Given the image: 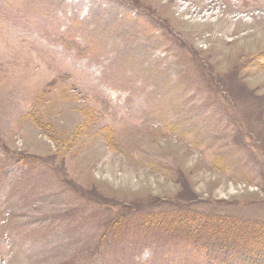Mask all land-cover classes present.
Returning <instances> with one entry per match:
<instances>
[{"label":"rangeland","instance_id":"1","mask_svg":"<svg viewBox=\"0 0 264 264\" xmlns=\"http://www.w3.org/2000/svg\"><path fill=\"white\" fill-rule=\"evenodd\" d=\"M179 206L264 224V0H0V264H202Z\"/></svg>","mask_w":264,"mask_h":264},{"label":"trees","instance_id":"2","mask_svg":"<svg viewBox=\"0 0 264 264\" xmlns=\"http://www.w3.org/2000/svg\"><path fill=\"white\" fill-rule=\"evenodd\" d=\"M182 206V205H181ZM174 216L171 217L173 220V228L178 229L181 233L188 235L190 242L197 245H210L211 249L207 251H202L200 259L202 264H219L220 262L226 264L223 260H227L228 264H236L237 258L244 262V264H264V254L263 260L257 262L254 259L256 251H264V224L258 222L244 221L242 219L228 217V216H218V215H207V217L198 216L195 214H184L185 211L182 207H177ZM150 220L146 222L148 224H155L156 218L160 215L157 212H150ZM169 218L168 215L162 217V220ZM197 221H203L205 226L200 225L193 226L190 228L191 224ZM201 222V224L203 223ZM200 227V228H199ZM243 245L240 249L236 247ZM228 253H234L237 255H225ZM241 253V256L239 254ZM198 255V254H197ZM222 256V258H220ZM253 256V257H252ZM213 259H210V258ZM208 259L206 261L205 259Z\"/></svg>","mask_w":264,"mask_h":264}]
</instances>
